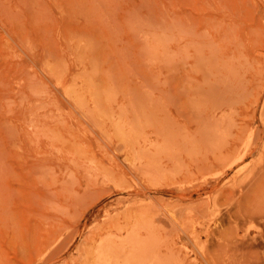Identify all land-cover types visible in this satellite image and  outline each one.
<instances>
[{"label": "rangeland", "instance_id": "obj_1", "mask_svg": "<svg viewBox=\"0 0 264 264\" xmlns=\"http://www.w3.org/2000/svg\"><path fill=\"white\" fill-rule=\"evenodd\" d=\"M0 264H264V0H0Z\"/></svg>", "mask_w": 264, "mask_h": 264}]
</instances>
